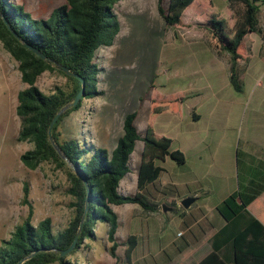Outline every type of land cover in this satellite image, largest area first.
Returning a JSON list of instances; mask_svg holds the SVG:
<instances>
[{
    "label": "rangeland",
    "instance_id": "1",
    "mask_svg": "<svg viewBox=\"0 0 264 264\" xmlns=\"http://www.w3.org/2000/svg\"><path fill=\"white\" fill-rule=\"evenodd\" d=\"M34 20H47L65 0H14ZM214 15L235 24L229 17L227 0H215ZM121 31L111 47L101 48L96 57L99 66L96 96L85 99L81 109L68 118L64 133H74L85 143L107 149L110 153L124 135V123L137 113L136 127L142 136L149 128L156 140L173 141L172 150H184L185 166L171 158L158 163L165 168L159 181L147 186L146 196L159 210L145 212L137 204L114 207L119 215L117 258L109 252L107 224L94 228V237L69 257L72 264H127V240L135 236L138 247L134 264H155L169 240L185 233L187 224H208L203 215L210 204L223 198L220 188L233 180L241 189L249 175L258 178L264 164V44L254 34V57L248 65L238 66L243 90L231 83L228 55L220 56L209 43L206 32L196 26L195 18L186 15L189 29L169 28L158 11V0H122L114 7ZM264 31V5L259 14ZM228 58V59H227ZM67 79L59 72H46L37 83L45 94L65 87ZM28 88L23 82L19 63L0 42V241L8 240L15 228L30 216L23 203L24 184H30L32 224L51 219L54 231L68 227L74 217L71 183L65 168L45 163L37 170L27 169L21 157L33 149L31 143L18 142L22 122L17 115L18 94ZM168 109L153 116L158 100L171 101ZM157 102H154L156 101ZM194 114L200 117L195 121ZM144 143L138 141L130 161V173L121 182L120 192L134 196L138 192V170L142 163ZM246 151L239 163L237 151ZM240 169L238 170V168ZM184 182L175 188L172 180ZM203 179V181H202ZM201 181V182H200ZM241 184V185H240ZM200 190V200L189 210L176 204ZM171 201L172 205L166 201ZM264 206V196L259 199ZM165 202V203H164ZM181 203V201H180ZM168 204V206H167ZM168 211H166V209ZM252 212H259L256 205ZM194 217V218H192ZM183 241V240H179Z\"/></svg>",
    "mask_w": 264,
    "mask_h": 264
},
{
    "label": "trees",
    "instance_id": "2",
    "mask_svg": "<svg viewBox=\"0 0 264 264\" xmlns=\"http://www.w3.org/2000/svg\"><path fill=\"white\" fill-rule=\"evenodd\" d=\"M120 1L65 0V5L55 10L51 18L34 20L14 0H0V9L14 31L46 57L42 59L25 48L0 16V42L19 63L22 80L28 86L18 94L17 115L22 122L18 142L31 143L33 149L22 155L21 161L29 170H37L45 163L65 168L71 183L69 194L74 199L72 206L75 212L68 227L62 231H54L51 219L34 226L30 184L25 183L23 203L30 207V216L15 228L10 239L0 241V264H72L69 257L82 248L85 240L94 237V228L99 223L107 224L109 252L117 258L120 222L114 207L137 204L145 212L158 211L159 206L146 196L147 186L159 181L165 171L158 163L171 158L178 166L186 164L185 154L172 150L171 139L162 137L156 140L152 128L148 129L146 136L139 133L137 113L126 117L124 135L111 153L85 143L84 138L77 134L64 133L66 120L81 109L85 99H93L98 94L100 69L95 60L98 51L113 46L120 34V21L114 11ZM228 2L234 13L233 27L226 19L219 20L214 15L213 0H158V11L165 24L176 30L189 29L191 26L185 17L187 14L193 16L196 26L209 36L210 46L220 56L230 57L231 83L241 92L243 83L238 66L247 58L246 40L258 33L264 44V31L259 19L264 0ZM64 69L70 73L66 74ZM49 71L63 75L67 85L47 95L37 87V83ZM74 75L85 80V94L77 106L63 111L75 102L82 90V82ZM158 101L154 105L153 116L168 109L169 102L178 104L184 99ZM194 119L198 121L200 117L194 114ZM138 141L144 143L138 170V192L134 196H124L120 192L121 182L130 173V161ZM259 196L258 193L247 195L240 190L217 207L226 224L210 241L212 252L201 264H264V206L258 200ZM166 202H170L171 207L172 202ZM254 203L260 211L258 216L249 209ZM77 237L74 251L63 256ZM125 246L126 263L132 264L133 253L138 247L137 238L129 237Z\"/></svg>",
    "mask_w": 264,
    "mask_h": 264
},
{
    "label": "crops",
    "instance_id": "3",
    "mask_svg": "<svg viewBox=\"0 0 264 264\" xmlns=\"http://www.w3.org/2000/svg\"><path fill=\"white\" fill-rule=\"evenodd\" d=\"M213 2H214V11H215L216 10L215 0H213ZM227 3H228L227 6L229 10V17L231 21H234V17H233L234 13L230 9L228 0H227ZM253 38H256L254 37V34H252L251 36L247 38L246 40V44L248 48L247 58H246V61L240 62L239 66L246 67V65H248V68H252L251 63L249 62V58L254 57L253 48L257 42V40L256 39L254 40ZM259 38H260L259 39L260 50L258 52V55L259 57H261V48L263 46L262 44L263 40L261 36ZM260 62L264 64V56ZM228 63L230 66V58L228 59ZM182 152L185 154L184 150H182ZM240 155H242L246 159L249 158L250 156L249 153H247L246 151H241V150L237 151L236 158H237L238 163H239ZM186 164H187V161H186ZM261 167L262 169L259 173L258 178L256 179L248 175L247 178L245 179L244 184L243 185L240 184L242 186L241 189L236 185L235 181L233 180L234 179L233 176L230 182H227V181L224 182L222 186L225 188H220V193L224 195L223 198H221V200L219 201L212 202V204H210V210L207 211V214L203 215L204 216L203 218L207 220L208 224H205L203 226H198L197 223L191 224L190 226H188L187 224L186 232L183 234L179 233L177 235V240L173 239V240H169L166 242V247L165 249L162 250L160 259H158L155 264H201L204 258H206L212 252L210 241L215 237L218 231L221 228H223L226 224V222L218 214L217 207L222 202H224L227 198H229L231 195L237 193L240 190L244 194H247V195L258 193L260 195L258 200L261 198V196H264V164L261 165ZM239 169L240 167L238 168V170ZM183 183L184 182H182L180 179L174 178L172 180L171 185L177 188V187H181L182 185H184ZM188 197H197L198 200H200V197H201L200 190L190 192L187 198ZM180 201L182 202L183 200H178L176 204L181 205ZM196 202L193 204V206L196 204ZM254 205H256V203L252 204L249 207L251 212H252V207ZM252 214H254L255 216H258L260 214V211L257 213L252 212ZM179 240H183V241H179ZM228 256L231 257L230 253H228ZM132 264L134 263L132 262Z\"/></svg>",
    "mask_w": 264,
    "mask_h": 264
},
{
    "label": "water",
    "instance_id": "4",
    "mask_svg": "<svg viewBox=\"0 0 264 264\" xmlns=\"http://www.w3.org/2000/svg\"><path fill=\"white\" fill-rule=\"evenodd\" d=\"M0 16H1V18L3 19L4 24H5V25L7 26V28L11 31V33L14 35V37H15L20 43H22V44L25 46V48H27L28 50H30V51H32L33 53L37 54V55L40 56L42 59H46V57H45V56H44V55H43L38 49H36V48L33 47L32 45H30L28 42H26L24 39H22V38H21V37H20V36L14 31V29H13L12 26L10 25L9 21L7 20V18L3 15L1 9H0ZM64 72H65L66 74H69V73H70L69 70H67V69H64ZM74 76H75L76 78H78V79L82 82V90H81V92L78 94V96H77L75 102H74L72 105L66 107L63 111L67 110L68 108H70V107H72V106H77L78 103L80 102V100L82 99V97H83L84 94H85V90H86V83H85V80H84V79H81L80 77H78V76H76V75H74ZM57 119H58V117L55 119L54 123L52 124V126H51V130H52V128H53L55 122L57 121ZM51 130H50V133H51ZM56 148H57V150L60 152L59 147L56 146ZM61 155H62V154H61ZM88 194L90 195V190H89V189H88ZM197 200H198L197 197H188V198H185V199L181 202V205H182V207H183L185 210H189ZM165 209H166V211H168L167 208H165ZM77 242H78V237L75 239V241H74L73 245L71 246V248H70L69 250L63 252L62 255H63V256H67V255L71 254V253L74 251V249H75V247H76V245H77Z\"/></svg>",
    "mask_w": 264,
    "mask_h": 264
},
{
    "label": "built area",
    "instance_id": "5",
    "mask_svg": "<svg viewBox=\"0 0 264 264\" xmlns=\"http://www.w3.org/2000/svg\"><path fill=\"white\" fill-rule=\"evenodd\" d=\"M181 236V235H180Z\"/></svg>",
    "mask_w": 264,
    "mask_h": 264
}]
</instances>
